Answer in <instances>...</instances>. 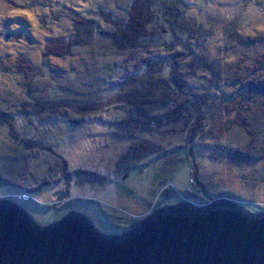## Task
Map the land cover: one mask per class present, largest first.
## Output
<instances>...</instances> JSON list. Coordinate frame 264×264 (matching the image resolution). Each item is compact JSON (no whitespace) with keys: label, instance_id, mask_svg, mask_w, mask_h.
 I'll return each instance as SVG.
<instances>
[{"label":"rangeland","instance_id":"rangeland-1","mask_svg":"<svg viewBox=\"0 0 264 264\" xmlns=\"http://www.w3.org/2000/svg\"><path fill=\"white\" fill-rule=\"evenodd\" d=\"M159 1L0 0V58L24 56L35 69L31 84L16 67L0 64V110L14 118L13 129L0 124V197L14 199L40 225L74 210L105 234L122 233L163 205L218 197L264 212V159L230 156L247 151L249 137L241 126H228L219 104L215 119L208 113L161 125L143 119L135 132L128 121L142 119L139 112L115 99L116 84L142 58L163 55L190 81L179 99H190L183 111L218 91L230 101L240 91L235 64L264 44L256 39L264 37V0H169L189 21L179 14L176 23L172 13L174 22L160 23L156 41L128 50L101 32L88 36L74 20L85 17L112 33ZM177 25L192 35L174 34ZM62 36L81 44L69 54L42 57L44 43ZM192 56L210 62L215 76L192 73ZM99 101L97 110L81 111ZM255 127L264 134L263 119ZM133 145L139 149L127 153Z\"/></svg>","mask_w":264,"mask_h":264},{"label":"water","instance_id":"water-1","mask_svg":"<svg viewBox=\"0 0 264 264\" xmlns=\"http://www.w3.org/2000/svg\"><path fill=\"white\" fill-rule=\"evenodd\" d=\"M0 264H264V212L224 197L181 200L105 234L74 210L40 225L0 197Z\"/></svg>","mask_w":264,"mask_h":264},{"label":"trees","instance_id":"trees-1","mask_svg":"<svg viewBox=\"0 0 264 264\" xmlns=\"http://www.w3.org/2000/svg\"><path fill=\"white\" fill-rule=\"evenodd\" d=\"M168 1L169 0H161L155 2L154 6H150L143 13L134 15L130 19L129 24L126 22L129 28L120 27V29H116L118 31L112 33L100 31L93 25V21H89L85 17L76 18L74 20L77 26L80 24L86 29V32L90 34L88 36H94V34L101 32L105 36L111 38L112 42L116 44V48L119 50L144 48L146 45H150L152 41H156V37L162 33L158 29L160 23H169L170 25L174 21L177 23L176 18L182 11L176 5H171L170 2L168 3ZM172 13H174V21ZM185 18V14H183L180 17V21H189ZM172 30L177 36L192 35L187 33L188 31L185 26H172ZM256 39L264 43V37L262 38L259 36V38L257 37ZM256 39L253 41L256 42ZM76 41L77 39L66 36L51 38L44 43L41 49V55L42 57H47L69 54L72 46L79 43ZM85 41L84 39V42ZM158 57L142 58L141 63L137 65L134 73L116 84L119 88V92L115 96V99L121 103L126 101L128 104H133L136 108L134 112H139L138 114L140 118H142L140 120L137 119V117L136 119L135 117L130 118L128 122L133 123L134 127L131 128L129 123V129L135 132L138 131L139 128H142L144 124H142L143 121L151 122V124H155L156 122L161 125L180 120L181 117H186L187 114L192 118V113L200 115V119L203 117L207 119L205 114L208 113L210 118L215 119V115L219 114L216 113V109L219 111L217 108L219 104L220 111L225 113L227 118L231 121L228 126H241L249 137L247 151H235L233 155L230 156L236 160L239 159L241 162L264 159V134L259 128L255 127L257 122L262 119L264 120V44L260 46L259 49L254 50L253 53L246 58L241 56L242 61L238 60L237 64H235L236 75L234 77V82L239 84L240 91L234 96H231L232 99L230 101L227 102V99L218 91L216 93L214 92V94H208V96H205V99L197 100V105L192 104V109H188L187 111H183L184 108L181 106L185 105V103L187 106L190 99H186L185 102L179 101V99L183 94L188 93L187 90L189 86L187 83L190 82L189 79L185 78L180 69L182 68L181 65L177 64L173 58H171V60H174V62L168 61V57L163 55H158ZM190 58L193 60L190 62L191 65L188 63L187 67L193 68L194 71L192 73L199 69L201 72L203 71L206 73L205 78L215 76V72L210 69V62L205 63L203 58L195 59L193 56ZM4 63L7 64L6 68L7 70L9 69V71H12L13 68L16 67V70L22 75L23 79H28L27 82L30 81L32 84L33 81H31V76L34 75L32 72L35 69L26 57L16 56V61H12L8 58H0V64ZM207 73L211 74V76L207 77ZM192 75L191 77H193ZM125 86H127V90L124 89ZM218 94L221 96L218 97ZM177 101L181 103L177 104ZM101 103L103 104V102L99 101L97 105H95V103H89L88 105L80 106L82 108L81 111L87 112L88 110H97ZM170 105H174V108L169 109ZM86 107H88V110H85ZM218 116L221 118V115ZM13 119L12 115L1 112L0 110V124H6L9 130L13 129ZM124 123L126 124L127 121ZM193 130L194 129H192V132ZM13 134L14 133L11 135L13 136ZM256 144L260 145L256 146ZM146 146L145 143H142L139 145V148L142 147L144 149ZM139 148L133 145L129 147L127 153H133Z\"/></svg>","mask_w":264,"mask_h":264},{"label":"bare ground","instance_id":"bare-ground-1","mask_svg":"<svg viewBox=\"0 0 264 264\" xmlns=\"http://www.w3.org/2000/svg\"><path fill=\"white\" fill-rule=\"evenodd\" d=\"M194 99V98H193ZM24 103V102H23ZM3 119V118H2ZM6 120V119H5ZM1 122V121H0ZM194 129V128H193ZM161 157V156H160ZM183 194V193H182Z\"/></svg>","mask_w":264,"mask_h":264}]
</instances>
